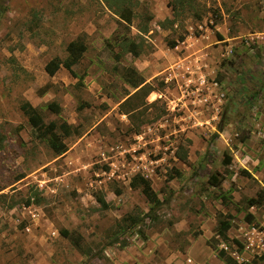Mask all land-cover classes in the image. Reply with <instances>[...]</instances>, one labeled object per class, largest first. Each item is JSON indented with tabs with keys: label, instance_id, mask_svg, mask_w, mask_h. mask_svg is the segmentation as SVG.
<instances>
[{
	"label": "rangeland",
	"instance_id": "obj_1",
	"mask_svg": "<svg viewBox=\"0 0 264 264\" xmlns=\"http://www.w3.org/2000/svg\"><path fill=\"white\" fill-rule=\"evenodd\" d=\"M121 2L0 0V264H225L219 249L252 264L264 254V211L246 209L264 188V38L249 37L264 33V0H199L201 20L174 25L168 0ZM124 4L130 25L113 13ZM76 39L87 46L77 77L49 76ZM125 68L153 87L139 122L119 108L133 93ZM26 102L43 123L70 127L55 132L64 154L29 124ZM216 173L219 190L207 185ZM135 174L167 204L150 214L129 187ZM218 214L233 216L229 242L215 235Z\"/></svg>",
	"mask_w": 264,
	"mask_h": 264
},
{
	"label": "trees",
	"instance_id": "obj_2",
	"mask_svg": "<svg viewBox=\"0 0 264 264\" xmlns=\"http://www.w3.org/2000/svg\"><path fill=\"white\" fill-rule=\"evenodd\" d=\"M116 2H120V4H123L130 0H115ZM122 7H117L116 11L113 13L119 17L121 22H125L127 25L131 24V11L128 7L124 5H121ZM167 7L170 9L172 14V19H167L166 22L170 23L171 25H174L176 22H178L182 17L191 15L194 16L197 20H201V17L198 13L199 8V0H168ZM210 29H213L211 26ZM143 32H146L144 29ZM187 34H182L177 37L175 40H169L167 41V46L170 49H173L177 46L178 43H181L184 41ZM215 36L217 38H220L217 33H215ZM124 49L127 53L132 54L134 57H138L140 55L139 45L135 43L133 40L124 37L123 39ZM87 50L86 44L81 39H76L74 41H70L66 46V53L67 56L64 60H61L57 57L51 59L45 66V71L49 76H53L60 68H64L67 70L72 77H77V75L73 71V67L77 66L82 58L84 53ZM123 81L130 89L133 90V93L130 95L128 92L126 96H128L120 105V111L124 114L132 113L130 116L134 121H138L142 114L140 112H137L139 108H141L144 99L153 91V87L145 83L144 79L137 73V71L133 68H125L122 73ZM81 80L82 77H79ZM162 86V85H161ZM141 104V105H140ZM50 109H52L54 112L58 113L59 108L54 105L50 104L48 106ZM22 113L27 117V120L29 124L34 127L37 130V134L39 137L43 139H47L49 137H52L51 139H48L49 145L51 149L53 150L54 154L56 156H60L66 152V148L62 146L61 138L57 137L55 135V132L59 130L62 132L63 137H68L70 135V127L66 123H60L59 125L55 122H49L48 124H45L42 122L40 116L37 114L36 109H34L29 103H24L20 107ZM130 117V118H131ZM133 123V122H132ZM143 122H140V125ZM139 125H136V131L135 134L138 133L137 129L139 128ZM2 141V138H0V143ZM2 149V146L0 145V150ZM231 162V158L228 156H224V159L222 161V164L224 166H229ZM174 175L176 177H180V173L177 170H174ZM246 175H248L246 173ZM249 176V175H248ZM21 178V177H20ZM173 176H168L167 181L172 180ZM223 182V178L221 174L216 173L209 176L207 179V185L213 189H220V186ZM129 187L133 190L139 189L146 201L151 205V208L149 210V213L152 214L160 208L161 206L167 204V200L163 199L160 200L157 196V194L153 191L151 187L150 181L142 176L141 174H135L130 182ZM222 205H227V201L229 200V197H225L219 192V197ZM97 201L100 203L101 207L106 209L108 208L107 203L101 198L98 197ZM246 209H249L251 207L253 208H260L264 211V188H260L254 198L248 199L246 201ZM239 211V210H238ZM236 211V212H238ZM245 221L247 223H251L254 220V217L251 213H246L244 217ZM233 227V216L231 215H222L218 214V221H217V228L215 235L218 239H220L221 242H229V238L227 236V232ZM63 236H67L66 233L62 232ZM198 235V234H196ZM209 245V244H208ZM210 247L212 250H216V248L212 247L210 244ZM240 251V250H239ZM238 251V252H239ZM216 255L218 258L222 259L224 263L226 264H238L232 257L226 254V252L223 249H219L216 251ZM260 261H264V254L259 256L256 261L252 260L250 263L257 264Z\"/></svg>",
	"mask_w": 264,
	"mask_h": 264
},
{
	"label": "built area",
	"instance_id": "obj_3",
	"mask_svg": "<svg viewBox=\"0 0 264 264\" xmlns=\"http://www.w3.org/2000/svg\"><path fill=\"white\" fill-rule=\"evenodd\" d=\"M264 38V33H262V34H255V35H253L252 37H249V41L250 42H256V41H258V40H261V39H263ZM253 233V232H252ZM248 235V234H247ZM247 240L249 241V243L250 244H252V242H253V239H251V238H247ZM190 261H188V263H189Z\"/></svg>",
	"mask_w": 264,
	"mask_h": 264
},
{
	"label": "crops",
	"instance_id": "obj_4",
	"mask_svg": "<svg viewBox=\"0 0 264 264\" xmlns=\"http://www.w3.org/2000/svg\"><path fill=\"white\" fill-rule=\"evenodd\" d=\"M188 261H190V262L188 263ZM185 262H186V261H185ZM186 264H199V263H197L196 261H194V260L191 259V258H188ZM225 264H226V263H225Z\"/></svg>",
	"mask_w": 264,
	"mask_h": 264
}]
</instances>
